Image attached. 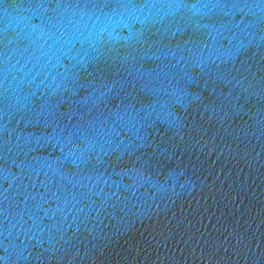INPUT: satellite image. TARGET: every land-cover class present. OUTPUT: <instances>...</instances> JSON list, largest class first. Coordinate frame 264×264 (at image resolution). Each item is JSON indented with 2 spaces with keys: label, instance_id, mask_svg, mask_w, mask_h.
I'll list each match as a JSON object with an SVG mask.
<instances>
[{
  "label": "water",
  "instance_id": "95a60500",
  "mask_svg": "<svg viewBox=\"0 0 264 264\" xmlns=\"http://www.w3.org/2000/svg\"><path fill=\"white\" fill-rule=\"evenodd\" d=\"M0 264H264V0H0Z\"/></svg>",
  "mask_w": 264,
  "mask_h": 264
}]
</instances>
